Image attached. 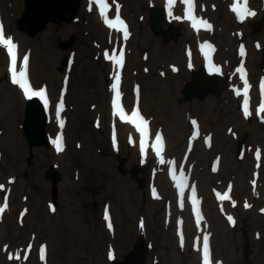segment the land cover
Listing matches in <instances>:
<instances>
[{"label": "rangeland", "instance_id": "obj_1", "mask_svg": "<svg viewBox=\"0 0 264 264\" xmlns=\"http://www.w3.org/2000/svg\"><path fill=\"white\" fill-rule=\"evenodd\" d=\"M1 1V23L7 26L5 36L17 46L16 62L24 65L23 58L28 57L27 75L34 90L44 89L54 108H49L47 127L51 147L34 146L32 151L21 129L26 105L19 85L12 82L9 54L0 46V185L5 186L0 189V206L5 200L8 205L0 214V264H110L134 249L140 232L151 245L149 264H204V236L211 264H247V242L252 250L249 264H264V201L257 198L264 187V122L254 119L258 113L264 119V112L259 99H252L250 122L240 108L246 95L240 91L237 95L238 81L252 84L255 97L262 93L257 88L264 85V69H259L264 26L253 34L250 22L264 14V0L253 7L258 15L247 16L243 24L225 0H195L197 14L206 16L212 26L195 31L187 30L181 5L173 11L165 2L151 6L119 0L127 17L133 9L139 14L129 23L127 41L119 43L129 59L121 101L123 107L136 106L154 136H162L159 155L154 143L143 151L129 132L118 139L110 126L100 127L109 119L96 108L108 106L104 98L113 90L106 59L114 38L90 19L93 13L85 0L70 23L51 24L34 38L15 26L23 0ZM164 6L161 27L169 32L170 18L181 32L177 41L164 43L152 29L150 10ZM73 33L75 45L69 51L60 49L58 39ZM204 43L213 46L224 67L221 93L202 100L195 95L185 102L182 89L192 69L204 63ZM64 54L68 65L62 71ZM69 70L79 79L72 80L65 93L63 113L70 128L64 136L75 149L58 157L51 124ZM135 70L142 74L133 77ZM250 70L255 77L248 82ZM245 130H249L247 152L238 162L236 144ZM50 163L61 173L56 209L50 202L51 181L45 179ZM172 168L176 179L171 184L162 181L164 173L173 175ZM181 172L182 196L177 186ZM217 193L230 198L220 200Z\"/></svg>", "mask_w": 264, "mask_h": 264}, {"label": "bare ground", "instance_id": "obj_2", "mask_svg": "<svg viewBox=\"0 0 264 264\" xmlns=\"http://www.w3.org/2000/svg\"><path fill=\"white\" fill-rule=\"evenodd\" d=\"M141 4H149V5H157L160 2H165L167 3L168 7L170 10L176 11V7L178 5V8L180 9V5L182 6V12L181 14L183 15L185 24L187 25V30L188 31H193V27H192V21L186 19V9H187V5L183 3V0H175V3L172 4L171 6L169 5V0H138ZM181 1V2H180ZM1 0H0V7H1ZM227 6L229 7V10L232 9V5L234 3H236V0H225ZM107 3L110 5V8L107 11V15L109 18L111 19H115V15H116V10H119V16L120 18L125 22V24L127 25V30L129 31V26L128 23H134V20L138 17V12L133 9L131 10L132 15L131 17H127L123 12H122V8H121V4L119 2V0H107ZM194 4H195V0H194ZM254 5H257L255 0H253V3H251V0H248V9L249 7L251 9H253ZM85 6H87V9L92 11L93 15L90 16V19L95 22L98 23L101 27H103L107 32H109V34H111L114 38L113 41V46H112V51L110 53V55L112 56H118L119 53L123 52L124 55V62H123V67H119L114 60H110L107 59L106 61H108V70L111 71L112 73V78H113V83H115V77L117 76V74L120 76V83H119V90L121 89V85H122V81L124 82V78L128 77V73L126 72V64L127 61H129L128 55L126 54L125 50L123 49V47L119 44L120 42H125L127 41V39L125 40L123 38V32L122 31H117L114 28H110L105 22L103 17L100 14V4H98L96 2V0H85ZM196 7V6H195ZM255 9H257V6L255 7ZM250 10V9H249ZM251 12L254 13V15H248L249 18L251 17H256L257 16V12L255 10H250ZM141 17V16H140ZM201 19H205L206 16L204 15H200ZM88 19V17H87ZM6 28L4 26V32L5 35L6 34ZM203 29V28H200ZM199 29V30H200ZM108 34V33H107ZM98 39H100V37H98ZM206 45H211L208 43H204L202 46V54H203V60L208 61V60H212V62L214 63L215 68H218L219 71L224 70V67H220L218 65L215 64V61H213V47L211 49H209L208 47H205ZM212 46V45H211ZM217 56V53H216ZM9 58V64H11V57L10 55H8ZM16 66H18L21 71H24V65H22V63H17L16 62ZM51 70V69H50ZM72 70H69V72L65 75V80H66V86H65V90H64V96L61 99V101L59 102V108L57 113L55 114L53 120H52V124H51V130L54 133V141H56L57 139H61V143H62V148L63 150L61 152H63L62 154H58L59 151H57L56 148V144L53 141V149L55 154L58 157H62L67 155H70L73 148H72V143L70 141H66L65 140V136L64 134L66 133V130L70 128V125L68 124L69 121H67V117L64 115L63 112H66L63 107L61 108L60 105L61 103L64 106V103L66 104L65 98V93L67 91V89L69 88V86H71L73 84L72 80H76L79 79V74L77 72H74ZM142 73L139 71H134L133 77L135 76H139ZM132 77V74H131ZM19 94L20 97H26L23 93V90L20 88L19 86ZM8 96H11V92L8 91L7 93ZM115 97V92L114 90L112 91H108L104 100L106 102H108V106L106 108H96V111L99 113L100 116H104V115H109L108 116V121H105V124L100 123V127L105 128L106 126H110L111 130H114V137L121 139L127 132H129L132 137L133 140L135 139V142H137L141 148V139H142V134L141 132L135 127V125H133L132 123L129 122H125L123 120H121V118L119 117V115L116 114V110L113 108V104L112 101ZM22 99V98H21ZM121 102V100H120ZM56 102H54L55 104ZM122 104V103H121ZM123 105V104H122ZM47 106H49L50 109L54 108L53 106H51L50 101L48 102ZM10 108H12V106H10ZM125 112L128 113L129 115H131V113L137 109L136 106L133 107H127L125 105V107H123ZM6 110V109H5ZM1 116V115H0ZM63 117V118H62ZM73 116L70 114V121L72 120ZM62 122V123H61ZM148 128V135L143 137L144 140V149L143 151H146L149 149V146L151 145V143H154L155 145V149H156V136H154V133H152V128L150 126V123L148 122L147 125ZM164 148V143H163V147L162 150ZM75 149V148H74ZM142 150V149H141ZM157 152V151H156ZM175 168H172L171 171L174 172ZM161 180L165 181V182H169L170 184L174 181L173 179V175H169L168 173H164L161 176ZM258 201L261 203L264 201V187L261 190V193L258 195Z\"/></svg>", "mask_w": 264, "mask_h": 264}, {"label": "water", "instance_id": "obj_3", "mask_svg": "<svg viewBox=\"0 0 264 264\" xmlns=\"http://www.w3.org/2000/svg\"><path fill=\"white\" fill-rule=\"evenodd\" d=\"M81 0H24L25 11L21 18L17 20V26L20 30L26 31L30 35H35L44 29L49 21L60 22L71 18L77 12ZM69 14V17L66 15ZM155 21V17H152ZM155 31L160 29L155 24ZM168 40L167 36H164ZM217 73L209 69V67H201L199 71L193 74L192 81L186 84L184 89L185 99H189L195 95L202 97L211 89L216 88ZM43 100L36 99L26 108L23 129L31 148L35 145H49V137L45 128L47 123V113L44 108ZM246 137V136H245ZM245 137L238 142L237 158L241 160L244 153ZM32 156V154H31ZM47 178L52 179L53 198L58 197V181L60 176L53 166L47 172ZM149 253L148 245L145 239L138 238L135 247L131 250L123 260L113 261L111 264H145ZM250 250H246L247 257ZM249 263V260H248Z\"/></svg>", "mask_w": 264, "mask_h": 264}, {"label": "snow or ice", "instance_id": "obj_4", "mask_svg": "<svg viewBox=\"0 0 264 264\" xmlns=\"http://www.w3.org/2000/svg\"><path fill=\"white\" fill-rule=\"evenodd\" d=\"M96 2L98 4H100V14L104 19V22L110 27V28H114L117 31H122L123 32V38L126 40L129 36V32L127 30V25L125 24V22L120 18L119 16V10H116V15H115V19H111L108 17L107 15V11L110 8V5L107 3V0H96ZM175 3V0H169V5L171 6L172 4ZM183 3L187 5V9H186V19L192 21V27L194 29L199 30L200 27H204L207 29H211V24H209L207 21L198 18L195 16V4H194V0H183ZM248 0H236V3H234L232 5V10L237 13L238 18L240 20L245 19L246 16L248 15H254L253 12H251L248 9ZM171 14V13H170ZM176 19H180V17H176ZM0 46H3L7 53L10 55L11 57V71H12V82L14 84H17L20 86V88L23 90L24 95L31 99L32 97L36 96V97H40V98H45V90L41 89L39 91H34L27 79V65H28V57L25 56L23 58L24 61V71H20L17 72V68H16V61H17V55H16V44L13 42V40L10 37H6L5 36V32H4V27L3 24L0 23ZM205 47H208L209 49L212 48L211 45H206ZM243 47H241V55H243ZM108 59L110 60H114L115 63L119 66V67H123V62H124V55L123 52L119 53L118 56H112L109 55ZM216 71H219V69L217 68ZM238 71L243 72V69H238ZM115 83L112 84V89L115 92V97L112 101L113 104V108L116 110V114L119 115V117L121 118V120L125 121V122H129L132 123L133 125H135V127L141 132L142 134V139H141V149H144V140L143 137L148 135V121L145 120L139 112V109L137 108L136 110H134L131 115H129L128 113L125 112L123 105L121 104L120 100H121V93L119 90V83H120V76L117 74V76L115 77ZM245 83H247L245 81ZM262 87H264V85H262ZM245 95H247V87H245ZM239 91H237V95H239ZM45 103H47V100L45 99ZM247 103L248 101L245 100V116L249 115L248 109H247ZM60 107H63V104L61 103ZM260 111L264 112V104L261 105L260 107ZM62 123V122H61ZM193 124H195L196 122L193 121ZM54 143L56 144V148L57 151H62V143H61V139H57L56 141H54ZM162 147H163V138L160 135L156 136V151L157 154L159 155L162 151ZM260 153L257 152V157L259 158ZM164 161L161 159V163H163ZM173 179H176L175 176V170L173 172ZM184 174L183 172L180 173V180L178 182V187L180 188V192H181V196L183 195V191H184ZM5 186L4 185H0V189H3ZM193 196H195V190L193 189ZM217 196L220 200H225V199H229V195L228 194H219L217 193ZM193 203H197V201L194 199ZM7 202L5 200L4 204L2 206H0V214H2L4 212V210L7 208ZM247 206V205H246ZM228 219L230 221H232V217H228ZM197 222L199 223V218L197 220ZM234 223V221H233ZM109 227H111V224H109ZM203 248H204V264H211L210 261V254H209V246H208V237L204 236L203 237ZM43 251V250H42ZM15 258H19V256L15 257ZM41 258H43V254L41 256Z\"/></svg>", "mask_w": 264, "mask_h": 264}]
</instances>
